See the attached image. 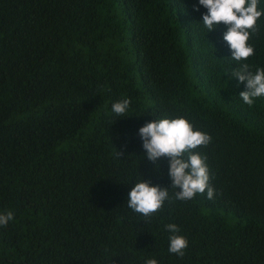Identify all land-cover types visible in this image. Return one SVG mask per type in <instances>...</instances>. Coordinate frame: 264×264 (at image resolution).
<instances>
[{
	"label": "trees",
	"instance_id": "obj_1",
	"mask_svg": "<svg viewBox=\"0 0 264 264\" xmlns=\"http://www.w3.org/2000/svg\"><path fill=\"white\" fill-rule=\"evenodd\" d=\"M206 12L198 0H0V212L15 213L0 264H264V97L242 101L227 26L208 32ZM250 43L255 72L264 16ZM177 117L212 137L200 151L217 195L166 203L148 225L126 206L134 184L176 190L138 132ZM167 223L189 241L183 258Z\"/></svg>",
	"mask_w": 264,
	"mask_h": 264
},
{
	"label": "clouds",
	"instance_id": "obj_2",
	"mask_svg": "<svg viewBox=\"0 0 264 264\" xmlns=\"http://www.w3.org/2000/svg\"><path fill=\"white\" fill-rule=\"evenodd\" d=\"M199 6L207 9L203 15V26L208 32L223 24L227 26L223 39L227 42L232 60L237 67L231 75L240 83L246 82L247 90L240 93V98L252 106L256 98L264 97V68L250 71L247 61L255 54L250 43L251 37L258 31V21L264 16L259 10V0H198ZM199 11V7L194 8ZM130 99H123L112 104L111 111L116 116H125L130 108ZM139 137L147 159L154 164L162 158L169 161V177L172 180L174 196L167 189L152 186L143 179L136 182L127 198V208L148 224L164 210L166 203L190 201L206 193L207 199H215L217 192L212 186L211 172L207 156L200 149L212 143V137L184 117L160 118L148 122L139 129ZM120 157L122 153H117ZM15 218L12 210L0 212V228H7ZM168 235V252L179 258L186 255L189 241L181 235L180 227L175 223L164 225ZM144 264H159L155 256L146 258Z\"/></svg>",
	"mask_w": 264,
	"mask_h": 264
}]
</instances>
